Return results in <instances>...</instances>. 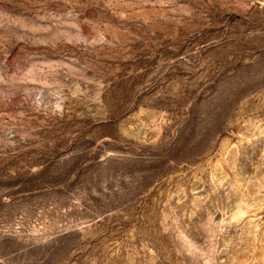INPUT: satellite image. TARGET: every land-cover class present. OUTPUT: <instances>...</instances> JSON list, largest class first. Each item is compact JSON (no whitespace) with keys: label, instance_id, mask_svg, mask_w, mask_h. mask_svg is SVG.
<instances>
[{"label":"rangeland","instance_id":"374dc122","mask_svg":"<svg viewBox=\"0 0 264 264\" xmlns=\"http://www.w3.org/2000/svg\"><path fill=\"white\" fill-rule=\"evenodd\" d=\"M0 264H264V0H0Z\"/></svg>","mask_w":264,"mask_h":264}]
</instances>
